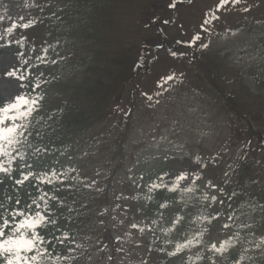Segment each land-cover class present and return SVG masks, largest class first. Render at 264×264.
I'll return each mask as SVG.
<instances>
[{"label":"trees","instance_id":"trees-1","mask_svg":"<svg viewBox=\"0 0 264 264\" xmlns=\"http://www.w3.org/2000/svg\"><path fill=\"white\" fill-rule=\"evenodd\" d=\"M25 1L33 6L31 15L27 19L10 22L0 27V35H4L5 29L13 23L17 25L10 36L0 40V46L6 47L7 52L17 59L18 64L14 69L18 68L23 72L24 68H27L31 73L23 82L25 87L22 88V93L29 95L38 93L44 98L40 102L39 110L30 118L27 138L20 148L22 158L17 160L13 176L19 178L21 171H32L42 176L53 169L57 173H64V176L63 183L55 181L51 185L41 184L33 177L23 186H16L12 178L0 174V181H2L0 182V200L11 196L12 204H14V200L19 198L22 202L21 207H24L31 204L33 199H37L40 204L39 210L43 211L44 202L39 201L38 197L45 192L48 193V197H55V199H48V205L52 219L57 223L54 226L49 225L41 232L48 239H52V245H49L50 251L54 255L69 257L62 262V264H69L77 259L78 254L84 257L91 254L87 247L77 251L76 245L70 242V239L77 236L83 228L86 229L88 224L97 225L94 227L100 232V241L107 245L112 242L107 214L103 211L104 209L99 213V209L109 204L108 194L111 189L109 191L107 187L109 182L114 186L116 182L114 174L110 177L105 176L107 186L97 192L89 202H85L70 189V180L64 168L38 162L56 155L69 143L73 144L74 138L84 132L95 131L104 124L109 127L111 123V130L114 128L112 140L117 133L129 132L131 123L134 122L132 118L139 110L140 97L138 99L139 93L136 90L143 81L136 80V75L142 67L148 68L151 65H149L151 57L149 53H145L144 48L155 41L153 16L151 8L146 11L147 4L144 0H110L114 3L108 4L111 5L110 10L104 17L95 18L97 25H92L93 29H100L102 32L97 36L103 35V37L100 40L90 39L88 57L75 56L76 63L73 69L67 70L66 67L63 68L64 50L59 47L58 37L67 31L70 40H79V37L73 35L75 32L73 26L74 23L79 22L75 21L76 18L82 24L86 22L85 15L82 19L78 17L79 9L87 6L86 0ZM92 1L89 0V3L91 2L89 7L93 6ZM117 8L121 11L120 15ZM75 10L76 12L72 13ZM91 15H95L94 10ZM107 17L122 20V22L117 21L111 24L113 32H106L110 25L105 22ZM30 21L34 23L28 28L19 26ZM133 21L137 33L139 35L144 33L138 40L133 38L134 31L128 28L133 26L131 24ZM78 26L82 27L81 24ZM89 36L95 37V35ZM175 48L179 52V62L187 70L184 73L185 77L191 82L192 87L203 92L205 89L209 90L213 94V103L217 99L214 106L225 113L239 146L236 167L227 173L228 179L222 181V187L214 193L217 197L216 201L208 199L210 206L203 211L205 221L201 228H205L203 232L208 233L214 225L221 223L222 210L227 205L235 208L249 202L253 209L264 208V193L259 200L249 195L258 177L264 171V109L258 102L250 105L249 101L252 97L250 87L242 80L238 82L231 78L228 69L224 66L225 60L220 59L217 53L211 52L208 47L201 46L193 50L184 49L182 46ZM45 49H47L46 54ZM71 55L68 56L72 57ZM40 58H43L44 62ZM53 60L56 63H52ZM24 61H28V64L25 65ZM36 83L41 86L36 89V93H33L32 87ZM251 85L259 98V94L261 95L264 91L262 89L264 73L254 77ZM125 98H127L128 107L124 104ZM4 102L0 97V104ZM36 149L40 151L37 152ZM26 165L32 167L28 168ZM161 176H163L162 172H153L150 180L143 185L144 188L138 190L140 195L135 198L139 201L141 208L147 210L146 215L151 214L153 220L161 216L163 209L170 210L177 204L188 207L191 201L186 200L188 193L180 190L170 192L161 187L149 191L151 184H160ZM221 200H225L224 204H221ZM161 204L167 206L161 208ZM32 209L36 210V205H32ZM198 209L201 210V207L198 206ZM94 213H96V219L93 218ZM234 217L238 227L241 228V216ZM54 236H67L68 240L60 244L53 239ZM209 243L208 239L202 241L198 248L193 249L188 257L179 262L177 257L168 254L174 250H168L166 246L161 247V245L149 246L153 247L151 251L155 256L153 259L157 260L155 264H212L213 258L199 259L202 252L207 254ZM70 248L73 251L69 252ZM237 261L239 264H253L240 260L233 261V264Z\"/></svg>","mask_w":264,"mask_h":264},{"label":"rangeland","instance_id":"rangeland-1","mask_svg":"<svg viewBox=\"0 0 264 264\" xmlns=\"http://www.w3.org/2000/svg\"><path fill=\"white\" fill-rule=\"evenodd\" d=\"M144 1L147 4L146 11L151 8L155 27V31L153 30L155 41L150 46L147 45L144 50L152 56L153 61L148 68L142 67L136 75L137 79H143V85L148 86L145 90L147 100L142 98V94L140 95L145 103L143 102V105L139 101L141 108L139 119L130 141L125 143L122 158H125L126 166L119 179L125 177L131 181L137 176L143 178L151 169L161 167L166 168V177L170 182H174L179 173L188 172L189 178L181 181L180 184L189 185L200 173H204L206 165L211 162H221L227 168H231L236 147L230 138L231 123L225 119L224 112L215 108L214 103L216 104L217 99L213 103V94L207 89L202 93L197 88H192L188 79L182 87L179 86V75L182 68H185L177 60L178 51L172 46L185 44L192 48L196 45V41L192 38L199 33L198 42L208 41V49L225 60L224 66L228 69L231 78L238 82L242 80L250 87L252 93L250 105L258 102L264 109V91L258 98L251 85L253 78L264 72V0H241L239 4H229L221 8L216 13L219 19L205 26L207 30L202 29L201 25L205 18H209L207 14L210 10L215 12L219 0ZM85 2L87 6L79 9L78 17L82 19L85 15L86 22L82 20L84 22L82 24L76 18L75 21L79 22L74 23L73 26L75 30L73 35L79 37V40H70L67 31L58 37L59 47L64 50L63 68L66 67L67 70L73 69L76 63L75 56L88 57L90 39L100 40L103 37V35L97 36L102 32L100 29H93L92 25H97L94 19L104 17L114 4L110 0H93V6L89 7L91 2L89 3V0ZM171 3H175L176 7H169ZM246 7L249 11H244ZM32 10L33 7L24 0H0V17H3L0 26L12 20H22L21 17L25 19ZM93 10L94 16L91 15ZM117 11L120 15V9L117 8ZM75 12L76 10L72 13ZM117 21L122 22L116 17H107L105 22L110 25L106 32H113L111 24ZM80 24L82 27L78 26ZM131 24L133 26L128 28L134 31L133 38L138 40L144 33L139 35L134 21ZM89 35L95 37L91 38ZM73 49L77 52L75 53ZM14 64V58L0 48V74L12 68ZM185 71L187 72L186 69ZM160 74H164L160 78L161 83ZM169 75L174 79L165 83ZM161 85L163 87H160ZM151 86L154 87L150 91ZM160 90L166 92L161 94ZM0 93L5 99L11 100L19 93L17 81L0 77ZM103 130L107 131L109 127H102L100 133L99 130L94 131L76 140L71 150L72 154L66 159L62 157L64 153L60 154V163L69 165V170L74 174L75 179L80 180L81 186L88 189L92 185L101 184L111 166L110 153L113 146L110 147L108 135L102 133ZM168 156L170 158L166 160ZM123 186L124 184L118 183L119 196L125 193ZM263 193L264 172L258 177L249 195L259 200ZM117 204H114L115 213L111 214L112 231L116 237L115 254L111 256L110 253L107 255L97 251L85 263L80 258L76 264L109 262L154 264L147 250L149 245H161V247L166 246L168 250H175L177 243L193 240L192 245L185 248V251L175 255L179 262L185 259L192 249L198 247L197 241L200 240V236L194 223L199 219V213L189 219L187 214L173 213L147 224L148 222H143L140 217L130 214L122 202L119 206ZM239 215L245 217L240 229L232 221L228 230H223L219 226L208 233L210 243H215L217 247L219 243L228 241L230 245L228 250L221 255L210 251V247L207 254L205 252L200 254V260L210 256L217 264H233L235 260L264 264V242H262L264 241V208L253 210L252 207H247L239 210ZM177 217H183V220L173 228L172 222ZM132 224L144 228V231L132 228ZM169 229L171 231H166ZM117 237L120 239L117 240Z\"/></svg>","mask_w":264,"mask_h":264},{"label":"snow or ice","instance_id":"snow-or-ice-1","mask_svg":"<svg viewBox=\"0 0 264 264\" xmlns=\"http://www.w3.org/2000/svg\"><path fill=\"white\" fill-rule=\"evenodd\" d=\"M241 0H219L216 5L215 12L211 11L207 14L209 18H205L201 25L202 29L209 25L211 21L218 20L219 16L216 15L221 8L229 4H239ZM169 7H176L175 3L169 4ZM244 11H249L246 7ZM3 17H0L2 20ZM23 19V17H21ZM34 22H28L19 25L20 27L28 28ZM17 25L13 23L12 26L5 29L4 35H0V40H4L5 37L10 36ZM195 41L200 40V34L197 33L193 38ZM11 43V41H8ZM19 43V41H17ZM203 48H207L209 45L201 43ZM45 54L47 49L44 50ZM176 55V53H173ZM43 61V58H40ZM52 63H56L55 60ZM27 65L28 61H24ZM31 73L27 68H24L23 72L20 69H13L6 72L5 76L17 81L20 88H24L23 83L28 79ZM42 75V74H41ZM174 77L169 75L165 81L173 80ZM40 84L36 83L32 87L33 93H36V89L40 88ZM160 87H163L161 85ZM147 95V94H145ZM43 96L36 93L35 95H29L26 93H19L12 97L11 100L0 104V174L5 177L12 178L16 186H23L31 178L35 177L38 183L41 184H53L55 181L63 183L64 173H57L55 169L50 172L44 173L42 176L37 175L35 172H20L19 178H15L13 173L15 171V165L19 158H22L20 148L23 146L24 140L27 138L26 133L30 123V118L35 112L39 110L40 102L43 100ZM151 99V97H148ZM37 152L40 149H36ZM46 151V149H45ZM31 168V165H26ZM167 175V174H165ZM189 178L188 172L179 173L171 186L163 183V176L159 177L161 183H153L149 186V191L159 189L161 187L166 188L170 192H176L180 190L182 192H191L193 189L180 188V182ZM199 179V177H197ZM2 182V181H0ZM211 184V182H209ZM87 186V185H86ZM215 188V185H211ZM39 191V189H37ZM48 199H55V197H48V193H43L38 197L39 201L44 202V210L41 211L40 204L37 199H33L31 204H27L21 207V200L16 198L14 204H12L13 197L9 196L5 200H0V264H62L64 260L69 257L54 255L49 249V245H52V239H48L41 230L47 228L49 225H56L57 221L52 219V213L48 205ZM207 200V195L204 196ZM217 197L213 195L212 201H216ZM223 203V201H221ZM32 205H36V210L32 209ZM166 204H161V208H165ZM218 218V217H216ZM231 218V217H230ZM183 220V217H177L172 223L173 228L179 225ZM132 228H139V231L143 232L144 228H140L137 224H132ZM223 227L228 228V224H224ZM171 231V229L166 230ZM58 243L64 244L68 240L67 236L53 237ZM120 238L117 237V240ZM264 242V241H262ZM74 243V241H73ZM193 240H186L184 243H177L175 251L168 253L170 256H175L182 252L185 248L192 245ZM199 243V241H197ZM229 242L225 241L220 244L219 247L215 243L211 245L210 251L223 255L228 250ZM234 246V245H232ZM260 245H257L259 247ZM122 251V249H120ZM73 249H69V252ZM111 259V257H110ZM215 264V261H212ZM239 264V261L236 262Z\"/></svg>","mask_w":264,"mask_h":264}]
</instances>
